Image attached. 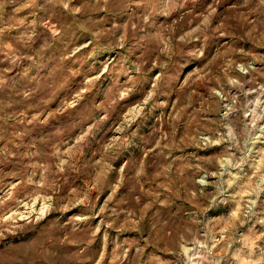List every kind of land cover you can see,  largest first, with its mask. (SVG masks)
I'll return each mask as SVG.
<instances>
[{"label": "rangeland", "instance_id": "obj_1", "mask_svg": "<svg viewBox=\"0 0 264 264\" xmlns=\"http://www.w3.org/2000/svg\"><path fill=\"white\" fill-rule=\"evenodd\" d=\"M0 264H264V0H0Z\"/></svg>", "mask_w": 264, "mask_h": 264}]
</instances>
